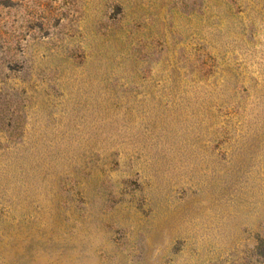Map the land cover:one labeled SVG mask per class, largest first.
<instances>
[{"label":"rangeland","instance_id":"rangeland-1","mask_svg":"<svg viewBox=\"0 0 264 264\" xmlns=\"http://www.w3.org/2000/svg\"><path fill=\"white\" fill-rule=\"evenodd\" d=\"M0 264H264V0H0Z\"/></svg>","mask_w":264,"mask_h":264}]
</instances>
